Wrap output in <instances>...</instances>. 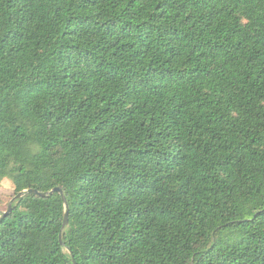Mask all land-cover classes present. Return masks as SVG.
<instances>
[{"label": "trees", "instance_id": "16d2710c", "mask_svg": "<svg viewBox=\"0 0 264 264\" xmlns=\"http://www.w3.org/2000/svg\"><path fill=\"white\" fill-rule=\"evenodd\" d=\"M7 178L0 264H264V0H0Z\"/></svg>", "mask_w": 264, "mask_h": 264}, {"label": "water", "instance_id": "95a60500", "mask_svg": "<svg viewBox=\"0 0 264 264\" xmlns=\"http://www.w3.org/2000/svg\"><path fill=\"white\" fill-rule=\"evenodd\" d=\"M54 193H58V194H60V195L62 196V199H63L64 203H65L66 211H65V219H64L63 228H62V230L64 231V229H65V228L68 226V224H69V205H68L67 199H66V197H65V195H64V193H63V191H62V189H60V188H56V189L52 190V191L49 192V193H40L38 190H34V189H32V190H28V191H24V192H21L20 194H18L17 196H15V197L13 198L12 202H11L10 205H9V211H7L6 213H4L3 217L8 216V214H9L10 211H11V207H12V203H13V202H15L16 200H19L20 198L24 197L25 195L34 194V195H37V196H39V197L45 198V197L50 196V195H52V194H54ZM60 240H61V243H63V242H62V235H61V237H60ZM74 264H77V263L74 261Z\"/></svg>", "mask_w": 264, "mask_h": 264}, {"label": "rangeland", "instance_id": "374dc122", "mask_svg": "<svg viewBox=\"0 0 264 264\" xmlns=\"http://www.w3.org/2000/svg\"><path fill=\"white\" fill-rule=\"evenodd\" d=\"M2 183H8L10 184L9 189H5L3 187H0V197L6 196V197H12L14 196V185L13 182L10 179H4ZM8 204H3L0 206V213H4L7 211Z\"/></svg>", "mask_w": 264, "mask_h": 264}, {"label": "clouds", "instance_id": "9594fccd", "mask_svg": "<svg viewBox=\"0 0 264 264\" xmlns=\"http://www.w3.org/2000/svg\"><path fill=\"white\" fill-rule=\"evenodd\" d=\"M0 187H3L5 189H9L10 188V184H8V183H0Z\"/></svg>", "mask_w": 264, "mask_h": 264}]
</instances>
